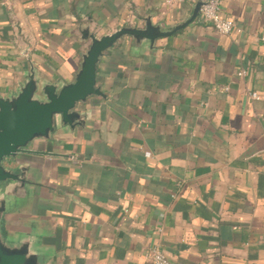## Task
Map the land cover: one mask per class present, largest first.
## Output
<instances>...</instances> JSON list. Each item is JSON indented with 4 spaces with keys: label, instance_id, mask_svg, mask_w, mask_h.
<instances>
[{
    "label": "crops",
    "instance_id": "crops-1",
    "mask_svg": "<svg viewBox=\"0 0 264 264\" xmlns=\"http://www.w3.org/2000/svg\"><path fill=\"white\" fill-rule=\"evenodd\" d=\"M219 1L229 35L197 16L153 46L124 36L103 53V96L78 103L83 121H57L12 158L27 170L4 196V238H29L42 264H146L152 247L175 264H264V0ZM193 10L0 0V95L31 70L71 82L83 28L101 36L149 19L169 30Z\"/></svg>",
    "mask_w": 264,
    "mask_h": 264
},
{
    "label": "water",
    "instance_id": "water-1",
    "mask_svg": "<svg viewBox=\"0 0 264 264\" xmlns=\"http://www.w3.org/2000/svg\"><path fill=\"white\" fill-rule=\"evenodd\" d=\"M199 6L197 1L192 16L169 30H161L149 19H144L142 27L123 26L101 36L83 28L82 39L89 40V44L81 54L71 82L44 81L31 70L15 94L0 95V182H7L0 195V221L6 208L4 196L11 194L9 185L23 187L25 184L26 165H14L12 158L16 153L27 151L29 142L47 139L57 121L68 126L83 121L76 110L78 103H84L92 95L103 96L96 85L97 64L103 53L124 36L136 44L145 42L153 46L157 38L172 35L199 16ZM4 158H9L6 166L2 164ZM0 264H42V260L29 238L10 242L0 231Z\"/></svg>",
    "mask_w": 264,
    "mask_h": 264
},
{
    "label": "built area",
    "instance_id": "built-area-1",
    "mask_svg": "<svg viewBox=\"0 0 264 264\" xmlns=\"http://www.w3.org/2000/svg\"><path fill=\"white\" fill-rule=\"evenodd\" d=\"M200 1L199 6V19L204 23L210 24L213 30L221 35H229L234 27V23L222 16L220 11L219 0H164L166 4H179L182 2L195 4ZM264 42V37L262 38ZM244 70H239L237 75L242 76ZM249 97L252 99H259L261 96L256 92H249ZM160 228H157V232ZM146 264H175L169 260L157 247L150 248L144 255Z\"/></svg>",
    "mask_w": 264,
    "mask_h": 264
},
{
    "label": "flooded vegetation",
    "instance_id": "flooded-vegetation-1",
    "mask_svg": "<svg viewBox=\"0 0 264 264\" xmlns=\"http://www.w3.org/2000/svg\"><path fill=\"white\" fill-rule=\"evenodd\" d=\"M9 158H4L3 161H2V164L6 166V161L8 160Z\"/></svg>",
    "mask_w": 264,
    "mask_h": 264
}]
</instances>
